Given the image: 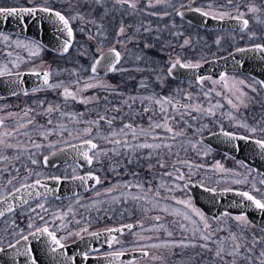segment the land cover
Here are the masks:
<instances>
[{
  "label": "snow or ice",
  "instance_id": "6c2138e0",
  "mask_svg": "<svg viewBox=\"0 0 264 264\" xmlns=\"http://www.w3.org/2000/svg\"><path fill=\"white\" fill-rule=\"evenodd\" d=\"M191 2V0H189ZM31 6H0V25L9 19H15L17 26L21 32L28 30L30 24H36L38 32L46 30L47 25H51L48 32L52 34V39L58 44L57 51L60 55H67L70 49L74 48L75 44V30L72 27V22L80 21L77 25L80 32L84 33L88 41H94L96 47L93 48L90 44H81L76 48L78 57H83L87 60V64L81 63L79 67L70 72V75L75 77L70 81H57L55 83L50 81L52 72L45 70L43 72L33 68L30 70V74L36 76L38 79H42V85L45 88L52 90H60V96L64 105L69 103H79L83 105H93V108L88 109L89 112L95 110L96 116L94 119H84V113L79 112H67L62 109L61 104L49 103L45 107L44 102L38 103L37 109L26 108L23 109V117L17 120L16 115L9 113L4 117H0V164L8 162L10 156L6 154L9 150L16 153L18 159L20 154L28 153V159L32 164H37V159L33 158L37 153L32 152L31 148L27 146V143L31 144L32 148L40 149L42 147H48L50 150L64 152L67 149H56V144L59 142L49 141L47 145L41 142H37L34 136L40 137L41 141H47L52 135H59L62 141L68 148L72 149L75 153L74 158L82 159L89 167L93 164V161L99 162L101 157L108 156L111 153L114 157H119L116 160V166L124 163L126 168L129 164H139L141 160L148 161V169L159 167L161 169L168 168V158L175 155L179 157V152L174 151L178 144V138L186 135V128L192 127L189 117L193 120L198 119L201 115H215V109L221 108L223 105L217 101L214 104L205 106L201 102L199 96L194 95L187 89L178 88L174 94L160 95L154 91H150L147 95L140 93H125L119 85H114L108 80L104 79L110 73L120 74L121 79L124 81H136L135 88L137 90L152 89L153 81L160 86H163L165 81L175 76L178 69L197 73L202 67L200 61L192 62L186 60L182 55L177 54L174 58L169 56L166 61H160L157 57L151 54L150 50L157 49V44L153 42L160 40V36L157 35L153 39L147 38L145 34L152 31L150 26L131 25L124 22L123 17L134 16L137 12H143L148 8H156L158 6L167 5L175 9V14L183 18L184 13L180 8H184L187 5L180 4V8H176L172 3V0H146V3L141 5L140 0H63V3L67 6L68 10L75 12V15L66 14L64 10L57 9L51 5L49 0H41L39 4L35 3V0H28ZM110 5V6H109ZM209 10L205 11L200 8L190 9L192 11L199 12L201 16L209 17L214 20L230 19L235 20L239 25L238 30L244 32L249 28V19L246 18L249 14H257V22L264 23L259 19V15L264 9L257 7L255 3L245 2L242 0H226V4L221 8H213L211 4L208 5ZM246 9V10H242ZM117 14L120 19L117 21ZM149 15H155L163 18V16L171 15V13L164 12L163 14L157 12H150ZM107 24H113V32L111 38L109 37V29ZM90 25L91 27H85ZM174 27V25H173ZM132 28L133 31L129 32L128 29ZM174 36L182 35V33H172ZM144 36L145 42L140 44V38ZM255 33L250 34V38L254 37ZM220 38L215 43L220 45ZM0 43H2L8 49L25 50L28 58L38 57L41 51L45 48V42L43 37L24 40L20 38L13 39L10 35L3 31H0ZM132 47L129 48L128 45ZM189 44V40L185 39L181 47ZM171 43L160 44L158 51L163 54L165 48H171ZM255 52L264 58V44H254L251 47H241L236 49V53ZM230 55H234L230 53ZM8 57L13 56V51L7 52ZM22 57L17 53L14 60H10L12 67L8 64L0 66V77H9L10 85H15L12 90V95H28L29 92L23 88H20L22 83V74L14 69H19ZM30 62V61H29ZM129 64L130 66H125ZM244 64L237 60L235 62L234 72H243ZM134 72H150L151 77L134 76L131 73ZM128 74L125 77L124 74ZM195 83L200 86L201 94L206 100H211L212 93L215 96H222V92L215 89H204V83L206 80L211 81L215 86L221 85L222 89H227L226 93H223V98L226 99L227 104L232 108H238V104L234 102L232 96L239 92L242 97L245 93L236 88L235 91L229 87V82L233 86L239 84L245 87H251L252 91H256L253 86L260 84L264 88V81L253 80L252 85L246 83L244 79H238L236 76L230 75L227 72H222L218 79H212L210 76L195 75ZM20 90L17 91L16 89ZM39 89H33L32 91H38ZM98 90L91 96H85L84 93ZM110 97H118L117 103H113ZM238 99V98H237ZM242 103V101H241ZM139 105V107H137ZM103 111H100V109ZM2 110V108H0ZM36 112L37 115H44L47 117L46 125H38L35 118L30 114ZM109 113H113L109 115ZM193 113L197 114L193 116ZM25 117L27 119H25ZM14 120V124L8 125L6 120ZM146 120V125L143 121ZM119 121V127L116 126V122ZM84 124L83 128H69L68 124ZM244 127L250 134H254L257 131L256 127H249L248 124L242 123L240 125ZM106 127V131L104 130ZM207 127L206 125L196 128L197 132ZM264 131V129H261ZM67 133V137L64 134ZM220 135L225 137L229 142H235L240 140H250L251 136L237 135L228 131L221 130ZM26 138V142L20 140V137ZM71 140H76L78 143H71ZM15 141V142H13ZM108 144L112 147L109 149L102 148L100 144ZM252 142L260 149L261 154H264V139H254ZM199 143V142H197ZM196 145L193 144V147ZM238 147V145H234ZM56 151H52L55 155ZM205 151H207L205 149ZM49 156H43V164L48 165ZM154 161V163H153ZM177 163L183 164L188 167L190 171L186 174L181 168L177 167ZM243 163V162H241ZM113 166L112 170L117 172V167ZM193 167L199 168L201 165H191L187 161H181L177 159L171 165V170L164 171L152 176V180L159 177L158 182L153 186L149 182L146 186L144 179H138L139 173L133 171V180L122 181L114 185L112 188L106 189L105 194L111 196L112 202L115 204H128L132 202L134 206L144 215L150 212H159L165 215H171L173 217H181L183 221H187L193 226L188 227L187 224L180 220H174L171 224L176 227L181 233L191 232L192 237L183 236L180 240L168 239L159 243H145L141 245L136 251L139 252L143 258H150L152 260L157 259V256L152 255L148 249H175V248H199L201 250L197 255L203 258L207 253V264H264V248H261L259 254L256 255L254 249L257 244L264 240V235L259 239L253 234L251 238V247H248L246 238L242 235H237L231 230V227L227 224V221L223 220L224 217L236 222V226L243 232L244 229L254 226L255 222L250 221L246 214L232 215L229 212H224L221 217H213V220L222 221L223 227L218 226L213 228L209 222V217L205 215L203 211L195 207L191 198L178 199L172 195L174 191H187L191 184V169ZM215 170L219 172H226L223 166L217 162L215 164ZM6 169L0 168V175H2ZM16 173H19V169H15ZM251 171V170H249ZM7 185L12 187L7 188V191L0 193V205H7L4 210H0V218L5 217L6 213H14L15 208L12 201L20 200L22 204H28L29 201L23 197L18 196V193H26L28 197H40L46 198L47 193L54 191L49 189L46 184H42L40 179H36L34 183H27L32 173L29 172L28 177L22 178L25 182L20 183L19 186L13 184V181L18 176H13L12 171L8 170ZM117 174H119L117 172ZM186 175L188 179L186 180ZM232 175L239 177L241 174L233 172ZM170 178V179H166ZM48 179L54 180L56 183H60L64 179L71 181H80L82 185H87L88 181H94L95 184L101 183V178L92 172L86 175L77 174V168H72V175L59 177L53 176ZM183 182V183H179ZM232 183L235 184H247L249 183L247 176L243 179H234ZM260 185H264V179L259 181ZM37 186L45 189L44 193L36 192ZM203 191L211 194L213 197L219 195L215 188L205 186L201 182ZM133 189L135 191H133ZM114 190L119 191V195L112 196ZM241 197L244 201L250 202L254 209L264 212V188L257 187L255 181L252 182L251 190H233L231 188H225L223 192H233ZM259 193V196L256 195ZM99 195V193H97ZM172 200L175 204L181 205L183 211L179 208H175L166 203V201ZM240 206V205H238ZM40 209L42 212H47L43 203H37L36 207L30 209L31 212L36 213V216L30 217L27 224V233L15 222L11 221L12 229L11 235L17 237L15 241H9L5 246L0 242V253L9 254L11 264H39L37 257L34 254L32 241L45 240L49 249V254L52 255V259L56 264H76V257L69 256L65 251V240L72 236H75L81 240L85 239L82 233L87 234L88 237L98 239L102 234L99 232H89L88 227L84 226L77 232H69L66 236L58 237L56 230H50L48 221L45 220L43 225H36L33 221L36 218L44 220V216L37 212ZM128 211V209H124ZM123 214V213H122ZM53 221L55 219H64V216L58 213H53ZM193 216L198 217V222L193 220ZM150 219L153 223L149 227H145L142 222L137 224H123L120 227L108 228L105 230L106 243L109 248H113L114 244H122V241L118 239L113 233L124 234L125 230L132 232L134 227H137L141 231L133 233L138 237L136 243L140 241L150 240L151 237H145L141 232H160L164 231L168 237H173L175 233L170 230L168 225L161 223L162 216L154 215ZM79 224L80 221H77ZM66 225L61 224L58 229L64 228ZM7 231V229H5ZM259 231L264 233V226H260ZM226 232L223 237H217L216 233ZM157 239H159L157 237ZM92 251H98L92 249ZM128 250L124 248L113 249L112 252L107 253L109 264H136L134 260L123 261L121 258L126 254ZM82 259L86 262L89 259V252L84 251L81 253Z\"/></svg>",
  "mask_w": 264,
  "mask_h": 264
},
{
  "label": "rangeland",
  "instance_id": "374dc122",
  "mask_svg": "<svg viewBox=\"0 0 264 264\" xmlns=\"http://www.w3.org/2000/svg\"><path fill=\"white\" fill-rule=\"evenodd\" d=\"M206 1L207 0H194L197 7L203 6L206 3ZM242 2L243 3L252 2V3L256 4V3H259L261 1L260 0H242ZM145 3H146V0H144V4ZM242 10H246V9L242 8ZM256 15L257 14H249L248 15L249 19H250V28L247 31H249V30L252 31L257 26V19L255 18ZM258 15H259V19L261 21H264V15L263 14H258ZM262 28H263L262 34L264 35V23L262 24ZM197 32H199V31H197ZM8 35H10L13 39L20 38V39H24V40H29V38H26V37H20V36L11 35V34H8ZM233 35L238 36L239 34H233ZM228 42H229V46L236 45L235 43H237V40L235 38L229 39ZM8 51H13V56L11 58L7 56ZM17 53L22 57V60L20 62L19 69H14V71H30L33 68H36L37 70H42V69L47 68L51 64L53 65V63L58 61L56 59L57 57H53L52 55H50L48 53V51L45 50V48L43 51H41V53L38 57L28 58L27 52L25 50L8 49L2 43H0V66H2L4 64H8V66L11 68L12 65L9 61L14 60ZM217 55H219V54H213L212 57H215ZM75 56H76L77 60L81 58V57L77 56V53H75ZM70 58L71 57H68V58L62 60V61H65L66 64H62L61 66L57 65L56 67H53V69L51 70L52 71V81L51 82H53V83H55L57 81L67 82V81H70V80L75 78V77L70 75V72L72 70L77 69L79 65H70L69 64ZM76 58L72 59V61L76 60ZM84 64L85 65L87 64V60H85V59H84ZM229 74L236 76L238 79H244L247 84L252 85L253 80L248 76L242 75L240 73H229ZM109 78H111V77H109ZM106 80H108L110 83L114 84L113 79L106 78ZM114 85H118V84L115 83ZM206 86L210 87V89L215 87L216 90L222 92V96L217 97V96H215V93L213 92L211 100H206L202 96L201 88L198 85H194L193 87H191L190 85L181 83L179 88L180 89H187L188 91H191L194 95L199 96L201 102L204 103L206 107L209 106L210 104L216 103L217 101H219L223 105L221 108L215 109V115L214 116L200 117L201 120L210 121L212 123V124L210 123L209 126L207 125V127L213 126V127H217V128H223V126H234V127H238L240 129H243L244 131L248 132L244 127L240 126L242 123H246L249 125V127L264 128V116L256 117V118H253L252 116H250L248 118H244L246 116L245 115L246 113L243 114V112H240V111H242V104L243 103L244 104L247 103L249 100L252 99L253 96H258V95H260V99H261V103H262V109H264V107H263L264 106V100L262 98V90H260V88L257 84L253 85L256 88V91H252L251 87H245L244 85L237 84L238 88L241 89L245 93V95L242 97L239 95V92H237V94L232 96V99L234 100V102L239 105L238 108H232L231 105L227 104L226 99L223 98V93H226L227 91L225 89H222L219 84L214 86L211 83V81H207L206 83H204V89L205 90H207ZM142 90L143 89L137 90L138 94L141 93L140 91H142ZM97 91L98 90H92V91L84 93V95L85 96H91V95L95 94V92H97ZM145 94L147 95L148 93L145 92ZM16 96L20 97V100L23 102H36L37 100L41 99V100H43L45 107H47V105L49 103H56V104H61L62 109L64 111L77 112V110L75 109V106L77 103H75V104L69 103L67 105L63 104L62 97L60 96V90H52V89H48V88L43 87L42 89L40 88L38 91L29 92L28 95L19 94ZM7 98H10V97L0 98V99L3 100V99H7ZM241 101H242V103H241ZM6 105H7L6 101L0 102V108H2V110H0V112L2 113L3 116H6L7 114L11 113L9 111H11L10 109H12V108L9 109V107ZM82 106H83V108H85V110H83V112H82V113H84V119H94L96 116V112L95 111L89 112L86 108V106H88V105L82 104ZM100 111H103V110H100ZM255 122H257L259 126L256 125ZM8 125H12V124H8ZM43 125H45V123ZM76 126L79 128H83L86 125L74 124V123L68 124L69 128H77ZM256 133H257V131L254 134H256ZM203 134H205V132H200L196 136L197 137L196 139H187V138L181 137L180 139H178V144L180 145L181 148H189L190 146H193V144L200 146L201 143L198 141V137L200 135H203ZM64 136L67 137V133H65ZM49 141H52V142L59 141L56 144V148H59V147H62L65 145L62 141V138L58 134L50 136V139L47 140V142H45L44 145H47ZM72 142H78V141L71 140V143ZM197 142H199V143H197ZM104 145H108V144H104L101 142L100 146H104ZM33 150L35 153H37L36 156L37 157L39 156L38 158L41 157L40 162H41L42 167H37V170L35 172L34 171L31 172L32 175H31L30 179H28L26 181L27 183L30 181H33L35 179L50 177V176H60V177L69 176L70 177L72 175V168L73 167L77 168V174L82 173V171H80L79 168L75 164H65L63 166H56L55 168H49V169H46L47 168L46 167L45 169L48 170V171H46L43 168L44 166L42 163V158L44 155L50 153L52 150H50L46 146L42 147L40 149L34 148ZM53 150H55V149H53ZM181 169H182V167H181ZM97 170H100V164H99V162H96V161H94L93 165L89 169H85V171H94V172H97ZM170 170H171V167H170ZM241 172H242V176L237 177V178L243 179L245 176H247L249 183H247V184L232 183V181L234 179H237V178H232V179L227 178V177H223V179L221 177H218V178L217 177H209L208 178L206 175H209L210 173H208V169H204V166L199 167V168L193 167V171H192V175H191L190 179H192V177H193L194 181L200 182V183L203 182V184L208 186V187L217 186L218 188H220V186H222L224 184H228L230 186L235 184V185L245 187V188H248L249 190H251L253 177L255 175L248 170H241ZM20 173L22 174L23 177L13 181V184L16 186H19L20 183L25 182L22 178L29 176V173H27V174H24L23 172H20ZM8 178H10V177H0V193H4L7 191V188L12 187V186L6 184V181ZM185 178H186V180L188 179L187 175ZM101 179L103 182H104V180H106L105 177H103ZM166 179H170V178H166ZM119 182H122V181H118V183ZM179 183H183V182H179ZM108 188H110V187H108V183L107 184L105 183L104 185L99 183V184H96V187L93 190H90V191L86 192L85 194H82V195H79L76 197L62 199V200H57L54 198H52L54 200L44 199V200H39V201L30 203L27 205L30 207H36L37 203H43L45 208L48 209V211L42 212L40 209H37V212H39L43 216L46 215L48 217V218H44V220H47L49 222V224L52 225L53 230H56V232H58L60 234V237L66 236L69 232L80 231V229L82 227L87 226V225L90 227V229L92 231V230H95L96 228H99L101 225H110L111 223L113 224L114 222L110 219L111 210L109 209V207L113 206V205L124 206V207L126 206V208H128V212H130L132 214V215L129 214L130 216H132V220H130V219H125V220L124 219H118L117 220L116 219L115 222L117 224L128 223L130 221L135 224L137 221H142L143 224L145 225V227H149L153 223V221L150 219V217L154 216V215H161L162 216L161 223H165L166 225H168L170 230H172L175 233V235L173 237H168L164 231L141 232V234L143 236L151 237L152 239H150V240L146 239V240L140 241L138 244V243H136V241L138 240V237L133 235V233L141 231V230L138 229L137 227H134L131 233L126 231V235H124L123 237H121V239H119L120 241H122V240H124L123 238H125V236H127L124 240L125 245L122 246V244H115L116 249L124 248V249L132 251V250L138 249L141 245H143L145 243H159L161 241L168 240V239L180 240L183 238V236H188L190 238L192 237L191 232L181 233L176 227H174L171 224V222L174 220H180L181 222L187 224L189 228H191L193 226L192 224H189L187 221H183L181 217H173L171 215H165V214L159 213V212H150L147 215H144L139 210H137V208L134 206V204L132 202H129L128 204H115L112 202L111 196H108L105 193H103V190L104 189L106 190ZM133 191H135V190L133 189ZM97 193H99V195H97ZM190 194L191 193L189 191L185 192V191L177 190V192H175L174 197H176L178 199H185V200L191 198L193 205L195 207H197ZM111 195L116 196V195H119V193L111 194ZM256 195L259 196V193H256ZM166 203L172 207L179 208L183 211H188L187 209H183L181 205L175 204L174 201H172V200H168V201H166ZM28 206L23 208V209H20L19 211L22 212L24 215H27V213L30 211V209H28ZM119 208H121V207H119ZM197 208H199V207H197ZM121 210L122 209H119V213L121 212ZM53 213H58V214L63 215L64 219L63 220L55 219L53 221V215H52ZM35 215H36V213H35ZM124 215H126V214H122V216H124ZM206 216H208V215H206ZM192 218H193V220H196L198 222V217L193 216ZM14 219H15L14 215H11V216L5 218L3 220V222H10ZM36 219L39 221H43V220H40L39 218H36ZM223 220L227 221V224L231 227V230L234 233H236L237 235H242L246 238V241L248 242V245H247L248 247H251L250 241H251L253 234H255L257 239L260 238L259 234L253 229V228H256L255 226H250V227L244 229L243 232H241V229L236 226L235 221L229 220L226 217L223 218ZM77 221H80V223L78 224ZM209 222L212 224L213 228L217 227L218 224L221 227L224 226L222 221H218L217 223H215V221H213L210 217H209ZM62 223L65 224L66 226L62 229H58V226L61 225ZM88 231H89V229H88ZM221 234H223V235H221ZM226 234H227L226 232L216 233L217 237H223ZM74 237L75 236H72L65 241H70ZM157 237L159 239H157ZM124 242H122V243H124ZM262 243H264V240L256 245V247L254 249V252L256 255L259 254V251H260L259 245ZM193 249H196L195 250L196 253L193 251ZM148 251L152 255L157 256L158 258L155 260H152L150 258L140 257V258H137L134 260L136 262V264H207L208 255H209V254L205 253L203 258H201V256L197 255V253H200L201 250L199 248H191V247L186 248V249L175 248V249H171V250L165 249V248L148 249Z\"/></svg>",
  "mask_w": 264,
  "mask_h": 264
},
{
  "label": "flooded vegetation",
  "instance_id": "af4514ba",
  "mask_svg": "<svg viewBox=\"0 0 264 264\" xmlns=\"http://www.w3.org/2000/svg\"><path fill=\"white\" fill-rule=\"evenodd\" d=\"M260 1L261 2L256 3L255 5L257 7L264 9V0H260ZM40 2H41V0H35V3H37V4H39ZM49 2L51 3V5L53 7L60 9V10H64L66 12V14L75 15V12L67 9V6L63 3V0H49ZM140 3H141V5H143L144 0H140ZM172 3L175 5L176 8H180L181 3H184L187 5L184 8H180V10H190V9H194V8H200L202 10L208 11L209 10V8H208L209 4H211L213 6V8H221L222 6H224L226 4V0H207L206 3L201 7H197L194 0H191V2H189V0H172ZM0 6H31V5H29L28 0H0ZM150 12H157V13H161V14H163L164 12H168V13H171V15L163 16V18H161L159 16L149 15L148 13H150ZM260 14L264 15V11H262ZM147 16H150L153 18L155 17L158 20L157 35L160 36V40L157 41V49H153L150 51H151V54L153 56L157 57L160 61H166L169 58V56L174 58L177 54H180L186 60H189L192 62H197V61L204 62V61L210 60L212 58H216V57L218 58L221 56H225V55L235 51L237 48H241V47L247 48V47H251L254 44H264V35L262 34V29H263L262 24L263 23H261V22H257V26L252 31L246 30L244 32H240L238 29H232V28L210 29V28L204 27L202 25L192 23V22H190L184 18H181L180 16L175 14V9L173 7L167 6V5L158 6L156 8H148L143 12H137L134 16L125 15L123 17V19H124V22L126 24H131V25L143 24L144 25V19H146ZM246 18L249 19V16H247ZM119 19H120V16H119V14H117V21L116 22H118ZM224 20H228V19L226 18ZM80 23L81 22L78 20L72 22V27L75 30V44H74V48L70 49V51L67 55H60L59 53L54 52V51L45 47V50L48 51V53L50 55H52L53 57H59L58 59L56 58L58 60L57 62L53 63V65L52 64L49 65L45 69H50V71H51L53 69V67H56L57 65L61 66L62 64H66V62L60 60V59H62V56L71 55L72 52L75 51L76 48H78L81 44H92L93 48L96 47L94 41H88L86 39V36L84 35V33L79 31L77 25H79ZM173 25H174V27H173ZM106 26L109 29V37L111 38V35L113 32V24H107V22H106ZM85 27H91V26L85 25ZM249 28H250V19H249ZM128 31L132 32L133 29L129 28ZM197 31H199V32H197ZM172 33H182V35H179L177 37V36L172 35ZM251 33H255V36L252 38H250ZM233 34H239V35L234 36ZM11 35H16V34H11ZM16 36L26 37V36H22V35H16ZM218 38H220V41H221L220 45H217L215 43V41ZM234 38L237 40V43H235L236 45L229 46L228 40L234 39ZM185 39L189 40V44L184 46V47H181V45L183 44V41ZM166 42L171 43L173 45V47L165 48L164 52L162 54L158 51V49H159L160 44H163ZM143 43H144V36H142L140 38V44L143 45ZM76 45H77V47H76ZM128 47L131 48L132 45L129 44ZM75 53H76V51H75ZM213 54H219V55L212 57ZM81 63L84 64V59L82 57L78 60L76 59L74 61L69 62L70 65H80ZM125 66H130V65L126 64ZM227 73H239V72H227ZM240 74L248 76L252 80H257L256 78L251 77L248 74H243V73H240ZM110 75H114V76L109 78ZM124 75H125V77H127L128 74L126 73ZM131 75H134L137 77H140V76L151 77L152 73H150V72H142V73L141 72H134V73H131ZM51 77H52V75H51ZM106 78L113 79L114 84L115 83L117 84V82H119V81L121 83H129V84H132L134 86L136 84V81H124V80H122L120 74L112 73V74H109L107 76H104V79H106ZM212 79H214V78H212ZM51 81H52V78H51ZM207 81L208 80H206L205 83ZM181 83L190 85L191 87H193L194 85H197L194 81H190V80H186V79H184V80L176 79V78L172 77V78L167 79L163 86H160L158 84L161 88V93L158 92V94H160V95L174 94L176 92V90L180 87ZM153 84H156V83L153 81ZM257 85L259 86L260 90H262V98L264 100L263 89L260 86V84L257 83ZM206 87H207L206 89H210V87H208V86H206ZM229 87L232 88L233 91H235V89L238 88L237 85L233 86L231 84V82H229ZM225 90L228 91L227 89H225ZM150 91H154V89L153 88L148 89V90L143 89L141 91V93L145 94V92L149 93ZM30 92H32V91H30ZM127 93L138 94V91L136 88H132V91L130 89ZM236 94H237V92H236ZM80 105L83 108L82 104H80ZM137 107H139V105H137ZM84 110H85V108H84ZM81 111H83V109ZM240 112H243V114L246 113L245 114L246 116L244 118H248L250 116H252L253 118L264 116V109H262V103H261L260 95L253 96L252 99L249 100L247 103H245V104L243 103L242 104V111H240ZM196 115L197 114L193 113V116H196ZM208 116L209 115H207V114L201 115L198 117V119H195V120H193L189 117H186V119H189L192 127L186 128V135L183 138L196 139L197 138L196 136H193L190 134L193 131H195L196 128H199V127L204 126V125L209 126V124L211 123L210 121H205V120L200 119V117H208ZM143 122L146 125V120ZM255 124L258 125L257 122H255ZM116 126L119 127V121L116 122ZM261 129H264V128H257L256 134H250L249 132H246L243 129H240V128L234 127V126H223V128H217V127H213V126L205 127L201 131V132H205V134L200 135L198 137V141L201 143L200 146L196 145L195 147L190 146L189 148H181L180 145L177 144V147H176V149H174V151L179 152V157L177 158V156L173 155L170 158H168V168L167 169H161L157 166V167L151 169V171H149V169H148V163L149 162L146 160H141L139 162V164H144L146 166L144 168V175L141 178L142 179L147 178V180H145L146 186L149 182H151L153 184V186H155V184L159 180V177L157 175V179L155 181H153L152 176L154 174H158V173L164 172L166 170L170 171L171 165L174 162H176L177 159H179L181 161H187V162H189V164H191L193 166H195V165L204 166V169H208V173H210L209 175H206L208 178L209 177H217V178L221 177L223 179V177H227V178L232 179V178H237L236 176L232 175L233 172L240 173L241 175L239 177H241L242 176L241 170H248V171L251 170L250 172L255 175L253 177V181L256 182L257 187L264 188V185L259 184V181L261 179H264V173H262L260 170H256L253 167L248 166L242 160L237 159V158L233 157L232 155H230V154H228V153H226L220 149H217V148L212 147L211 145H209L205 142L200 141L201 136L208 135L210 133L221 132V130L228 131L231 133H236L237 135H242V136H246V137L251 136L253 140L254 139H264V131H261ZM104 130L105 131L107 130L106 127ZM180 138H178V139H180ZM72 143H77V142H72ZM64 146H66V145H64ZM101 147L105 148V149H109L112 146L111 145H104ZM56 149H58V148H56ZM205 149L207 151H205ZM52 151H54V150H52ZM117 159H119V157H114L111 155V153H109L108 156L101 157V159L99 161L100 170H97V172H95L98 174V176L100 178L109 177V178H106V180H104V182L106 184L108 183V187H110V188H112L114 185H116L118 183V181L133 180V176H132L133 171L131 168H129V166L136 164V163L129 164L125 168L124 163H126V161L122 162L121 165L116 166V160ZM217 162H219L223 166V168L228 170V171H226V172L216 171L215 170V164ZM241 162H243V163H241ZM93 163H94V161H93ZM153 163H154V161H153ZM68 164H75V163H68ZM60 166H63V165H60ZM105 166L109 167L108 168L109 173L107 175L104 174V168H102ZM113 166L117 167V172L119 174H117V172H114L112 170ZM176 166L179 168L182 167L181 170L184 173H188L190 171V169L188 167L184 166L183 164L177 163ZM44 168H46V167L44 166ZM46 169H49V168H46ZM79 170L82 171V173H80V174H83L84 172H86L85 170H81V169H79ZM192 171H193V168L191 169V172ZM50 177H52V176H50ZM191 181L194 183H199L201 185L200 182L194 181L193 177H192ZM104 182L101 179L100 184L104 185L105 184ZM211 188H215L216 190H223L225 188H231L234 190H244V191L249 190L248 188L241 187V186H238L235 184L232 186H230L228 184H224V185L220 186V188H218L217 186L211 187ZM104 190H103V193H105ZM175 192H177V191H174L172 193L173 196L175 195ZM116 193H119V191L114 190L112 192V194H116ZM192 198L194 201L193 196H192ZM49 199H52V198H49ZM194 203H195V201H194ZM27 206L28 205L18 208L14 213H12V214H10V215H8V216H6L0 220V242H2L3 245L6 246L9 241L14 242L15 239L17 238L14 235L10 234L11 229H12L11 221L10 222H3V220L5 218H7L11 215H14L15 222L20 226L21 229L24 230L25 233H27V231H28L27 224L29 222V218L36 216L35 213H33L31 211H29L27 213V215H24L22 212L19 211L20 209H23ZM119 207H121V208H119ZM31 208H33V207L28 206V209H31ZM109 209L111 210L110 219L114 223L113 224L111 223L110 225H101L99 228H96L95 230H92V231H91L90 227L87 225L89 232H99V231H102V230H105L108 228L120 226L123 224L132 223L131 221L128 223H120V224H117L115 222L116 219L117 220L118 219H124V220L130 219V220H132V216L129 215L131 213L128 211H125V212L123 211L124 209H128V208H126V206L124 207V206L113 205V206H110ZM119 209H122L120 213H119ZM200 210L203 211L201 208H200ZM122 213L126 214V215L122 216ZM205 215H207V214L205 213ZM232 215H237V214H232ZM45 216L46 215H44V218H48L47 216L46 217ZM221 216H219V217H221ZM208 217H210L211 219L213 218L212 216H209V215H208ZM213 221H215V223L218 222L216 220H213ZM44 222H45V220L39 221L37 219H35L33 221V223H35L36 225H43ZM137 222H142V221H137ZM137 222L135 224H137ZM132 224H134V223H132ZM48 226H49L50 230H53V227L51 224L48 223ZM5 229H7V231ZM257 229H259V228H257ZM56 234L58 237H60V234L58 232H56ZM82 235L87 236V234H85V233H82ZM124 235H126V232L123 235L118 236V239H121V237H123ZM221 235H223V234H221ZM126 237L127 236H125V238ZM125 238H123V239L125 240ZM78 239L79 238L74 237L70 241H64V243L68 244V243L76 241ZM124 240H122V242H124ZM124 245H125V242L122 243V246H124ZM113 249H116L115 244L113 245V248H108L107 250L104 248H100L98 251L90 253V255H98L99 256V255L107 254V253L112 252ZM195 250L196 249H193V251L196 253ZM128 251H130V250H128Z\"/></svg>",
  "mask_w": 264,
  "mask_h": 264
},
{
  "label": "water",
  "instance_id": "95a60500",
  "mask_svg": "<svg viewBox=\"0 0 264 264\" xmlns=\"http://www.w3.org/2000/svg\"><path fill=\"white\" fill-rule=\"evenodd\" d=\"M184 15L183 18L204 27L214 29V28H232L238 29L239 25L235 20H214L209 17L201 16L199 12L192 10H181ZM51 25L46 26V30L43 32H38L36 24H30L28 30L21 32L19 27L16 24L15 19H9L0 25V31L9 34H16L26 36L27 38L33 39L38 37H43L45 42V47L57 52L58 44L55 40L52 39V34L47 31L50 29ZM234 55L227 54L218 58H212L210 60L201 62L202 67L197 71V73H192L183 69H178L173 78L176 79H186L195 82V75H205L210 76L214 79H218L219 75L222 72H234L235 62L237 60L241 61L244 64L243 74H248L251 77L256 78L258 81H264V58L260 54L255 52H246V53H236V50L231 52ZM50 69L39 70L41 72ZM22 74L21 80L22 83L20 88L27 90L28 92L33 89L43 88L42 79H38L36 76L30 74V71H19ZM112 74V73H110ZM109 75V74H108ZM50 77V81H51ZM9 77H0V98L12 97V90L15 85H10ZM263 92H264V88ZM17 91L20 89L17 88ZM22 94V93H21ZM253 139L244 141H235L229 142L225 137L220 135V132L210 133L200 137V141L205 142L212 147L220 149L233 157L242 160L248 166L253 167L256 170H260L264 173V154H261L260 149L252 142ZM78 143V142H77ZM238 145V147L234 146ZM67 149L64 152L56 151V154L53 155L52 152L46 154L49 156L48 165L44 166L47 168H55L56 166L65 165L68 163H75L79 169L85 170L90 167L80 158H74L75 153L68 146H63L58 149ZM43 163V158H42ZM92 166V165H91ZM92 172L98 176L94 171H86L80 175H86L87 173ZM53 177V176H52ZM60 177V176H59ZM42 184H46L49 189L54 191L48 192L46 198L44 196L40 197H28L26 193H18L17 195H23L29 203L36 202L39 200L55 198L57 200L72 198L81 194H84L90 190H93L96 187L94 181L89 180L87 185H82L80 181H71L68 179L62 180L59 184L52 179L39 178ZM36 180V179H35ZM28 183H34V181ZM191 195L194 197L195 204L200 207L207 215L212 217H219L224 212H229L231 214H246L250 221H254V226L260 228L264 226V212L254 209L251 206L250 202L244 201L241 197L237 196L233 192H223V190H217L219 195L213 197L211 194L204 192L203 187L199 183H194L191 181L190 187L187 189ZM234 190V189H233ZM36 192L44 193L45 189L43 187L37 186L35 189ZM13 206L16 209L23 207L27 204H22L20 200L12 201ZM28 203V204H29ZM240 205V206H238ZM7 205H0V210H4ZM11 213H6L5 216ZM2 218H0L1 220ZM122 226V225H121ZM120 227V226H116ZM114 228V227H112ZM106 230V229H105ZM105 230L99 231L102 235L98 239H93L88 236H84L85 239H78L71 243L65 244V251L69 256L76 257V264H109L107 254L103 255H90V253L96 252L92 249L99 250L100 248L108 249L106 243V235H104ZM127 230H125L126 232ZM113 235L119 236V233H113ZM35 256L37 257L39 264H56L52 259V255L49 254V249L45 240L32 241L31 242ZM9 254L0 253V264H11L10 252ZM87 251L89 252V259L85 262L82 259L81 253ZM140 254L136 250L127 251L126 254L121 258L123 261L135 260L140 258Z\"/></svg>",
  "mask_w": 264,
  "mask_h": 264
},
{
  "label": "trees",
  "instance_id": "16d2710c",
  "mask_svg": "<svg viewBox=\"0 0 264 264\" xmlns=\"http://www.w3.org/2000/svg\"><path fill=\"white\" fill-rule=\"evenodd\" d=\"M147 17H146V19H144V25L145 26H150L151 29H152V31L150 33L145 34V35L147 36V38L153 39L154 37L157 36V29H158L157 23H158V20L155 17L154 18L153 17H150V16H147ZM144 42H145V37H144ZM153 42L157 44V41L154 40V39H153ZM90 45L93 47L92 44H90ZM76 47H77V45H76ZM75 51H73L71 55L62 56V59H60V60H64V59H66L68 57H71L70 58V62H71L72 59H75L76 58ZM58 58L59 57H57V59ZM113 76L114 75H110L109 77H113ZM117 84L119 85L120 89L123 92H125V93H127L130 89L132 91V88H135L134 85L129 84V83H121L119 81V82H117ZM152 88L154 89V92L161 93V88H160V86L158 84H153V87ZM110 99L113 100V103H117L118 100H119L118 97H110ZM4 101H6V103H7L6 106H8L9 109L10 108L13 109V110L10 109L11 111H9V112H11L12 114H17L16 115V119L19 120V119H21V117H23V111H22L23 109L32 108V109H37V111H40V109L38 108V103L41 102V101H43V100L40 99V100H37L36 102H23V101L20 100V97L13 96V97H10V98H7V99H3V100L0 99V102H4ZM89 107L90 108H93L94 106L93 105L86 106L87 110H88ZM75 109L79 113H82L83 112V111H81L82 109L84 110V108H82L79 103L76 104ZM100 110H103V109L101 108ZM94 111L95 110H93L91 112H94ZM112 114L113 113H109V115H112ZM30 115L35 118V120H36V122H37L38 125H43L44 123L46 125V122H47V117L46 116H44L42 114L41 115H37L36 112H33ZM0 117H4L1 112H0ZM25 119H27V118L25 117ZM14 122L15 121L14 120H11V119L5 121L6 124H14ZM200 132H197L196 129H195V131H193L191 134L190 133L189 134L190 135H193V136H197ZM34 139L37 140V142H41L43 144L45 142H47V141H41L40 140V137H38V136H34ZM49 139H50V137L48 138V140ZM20 140L26 142V138L23 137V136L20 137ZM13 142H15V141H13ZM27 146L29 148H31L32 152H34V150H33L34 148L31 147V144L30 143H27ZM6 154H8L10 156V160L8 162H5L3 164H0V168L6 169V171L2 175H0V177H8L7 172H8V170H11L12 171V175L13 176H18L17 179H19V178L23 177L20 172H23L24 174H27V173L32 172V171L35 172L37 170V167H42L41 166V162H40L41 157L38 158L39 156L38 157L37 156H34L33 157V158L37 159L38 163L37 164H32L31 161H30V159H28V153H22V154H20V156H19L18 159L16 158V153L12 152L11 150H9ZM145 167L146 166L144 164H138V165L137 164H133V165L129 166V168H131L132 171H135V172H138L139 173V176L140 177H137L139 179H142L141 177L144 175V168ZM16 168L19 169V173L18 174L15 171ZM102 168H104V174L107 175L109 173V170H108L109 167L105 166V167H102ZM46 171H48V170H46ZM105 178H109V177H105ZM49 200H54V199H49ZM253 229L259 234V237H261L262 235H264V233H261L259 231V229H257V228H253ZM259 247H258L259 250L261 248H264V243L260 244Z\"/></svg>",
  "mask_w": 264,
  "mask_h": 264
}]
</instances>
